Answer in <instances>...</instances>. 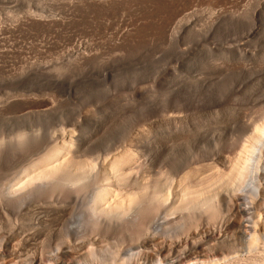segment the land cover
<instances>
[{
	"label": "bare ground",
	"instance_id": "6f19581e",
	"mask_svg": "<svg viewBox=\"0 0 264 264\" xmlns=\"http://www.w3.org/2000/svg\"><path fill=\"white\" fill-rule=\"evenodd\" d=\"M120 1L78 3L85 11H110ZM138 1L152 7L161 4L170 14L184 6L183 0ZM169 24L163 25L161 37L169 34ZM253 30L234 29L223 39L213 36V43L232 37L228 53H260L264 61V43L256 40L258 32ZM77 51L73 65L87 68L100 58L88 42H79ZM167 74L176 81L174 72ZM157 80L134 93L153 100L168 84ZM248 110L236 111L230 131L217 128L218 115L212 121L207 117L214 124L208 127V120L203 123L197 116V127L187 128L193 127L190 131L197 130L199 136L207 133L206 145L193 148L186 141L193 150L188 147L190 153L178 164L162 152L158 168L149 161L156 168L150 174L141 155L163 145L149 137L152 129L130 127L122 135L128 146L119 143L125 147L117 144L115 153L109 147L113 154L102 156L94 152V134L91 139L81 119L61 124L45 116L34 127L30 122V127L24 122L8 124L0 134V230L6 232L0 234V264H264V99ZM176 120L165 137L169 142V137L179 142L187 136L185 126L178 128L183 121ZM53 222L61 223L57 245L51 243ZM32 240L39 242L29 252L26 246Z\"/></svg>",
	"mask_w": 264,
	"mask_h": 264
},
{
	"label": "rangeland",
	"instance_id": "374dc122",
	"mask_svg": "<svg viewBox=\"0 0 264 264\" xmlns=\"http://www.w3.org/2000/svg\"><path fill=\"white\" fill-rule=\"evenodd\" d=\"M183 1L177 15L170 14L161 4L152 7L138 0H121L110 11L95 8L85 11L79 0H0V134L8 124L24 122L27 127L36 126L38 119L45 116L59 119L61 124L65 120L81 119L92 134L91 139L94 134V152L104 156L105 152L108 155L128 146L122 135L130 127L136 131L152 129L149 137L157 142L161 140L158 145L163 144L159 146H164V150L156 145V152L155 148L154 153L144 151L141 158L145 166L152 160L150 164L156 167L162 152L168 154V157L163 154L166 160L173 163L177 159L174 163L178 164L188 156L186 149L190 145L194 148L207 143V133L199 136L193 129L199 115L203 123L207 117L211 120L218 115L214 118L220 123L217 128L232 130L237 110L249 112L248 108L256 101L264 99V61L260 53H253L252 46L249 52L253 54L232 55L228 53V45L234 43L232 37L227 42L215 43L212 37L223 39L234 29L242 32L244 28L254 27L253 33L258 32L256 40L264 43V3L262 0ZM167 21L171 29L163 38L162 28ZM79 42H88L98 52L100 60L92 63L93 67L71 63L78 53ZM167 72L175 74L176 81ZM153 77L162 78V84L168 81L170 85L165 84L168 92L165 94L163 85V93L169 99L159 91L157 97L148 101L134 93L139 86L157 80ZM176 118L180 123L181 120L188 123L182 122L178 128L194 130L191 134L186 130V139L179 141L180 144L176 142L180 139L174 142L168 136L170 142L166 140V135L178 124ZM173 119L176 124H171ZM191 125L194 126L187 128ZM191 135L193 140L198 135V141L192 138L189 141ZM168 142H172L170 146ZM119 143L126 145L120 147ZM109 147L116 149L110 152ZM149 167H146L149 174L158 168ZM60 227V222L52 223V244H60L56 240ZM0 234L6 232L0 230ZM38 242L32 240L27 250H35Z\"/></svg>",
	"mask_w": 264,
	"mask_h": 264
}]
</instances>
